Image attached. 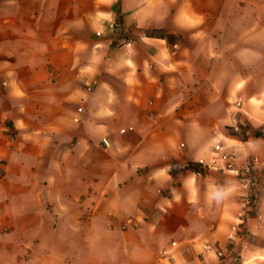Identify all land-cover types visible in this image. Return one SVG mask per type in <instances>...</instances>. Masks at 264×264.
I'll list each match as a JSON object with an SVG mask.
<instances>
[{"label": "crops", "instance_id": "obj_1", "mask_svg": "<svg viewBox=\"0 0 264 264\" xmlns=\"http://www.w3.org/2000/svg\"><path fill=\"white\" fill-rule=\"evenodd\" d=\"M240 19L226 45L224 0H0V264H264V15Z\"/></svg>", "mask_w": 264, "mask_h": 264}, {"label": "rangeland", "instance_id": "obj_2", "mask_svg": "<svg viewBox=\"0 0 264 264\" xmlns=\"http://www.w3.org/2000/svg\"><path fill=\"white\" fill-rule=\"evenodd\" d=\"M264 0H224V15H225V44L232 45L235 41L234 37L239 32L244 29V23L240 18L243 16L249 15H264V9L262 6ZM150 33V32H148ZM152 33V32H151ZM156 35H163L162 32H153ZM238 127V131H235L234 128L230 130V133L238 136L240 139H246V131L247 127L236 126ZM99 233V232H98ZM90 252H93L94 258H104V246H100V244L94 245V247L90 248ZM84 253V249L82 248V254Z\"/></svg>", "mask_w": 264, "mask_h": 264}, {"label": "built area", "instance_id": "obj_3", "mask_svg": "<svg viewBox=\"0 0 264 264\" xmlns=\"http://www.w3.org/2000/svg\"><path fill=\"white\" fill-rule=\"evenodd\" d=\"M109 28L112 30V31H116L118 29V26L116 23H111L109 25ZM235 131H238V127H235L234 128ZM254 161L255 160H252V161H248L243 169H234V173L236 176L238 177H244L243 178V181H242V186L249 192L250 189H251V173H252V168H253V165H254ZM228 166L230 167V164H228ZM240 224L238 225H234L228 236H227V239L228 241L231 243L230 244V248L235 245L234 243L237 242V240H239L240 236H241V233L242 231L240 230ZM175 243H172V246H174ZM203 250L208 252V251H213L214 254H215V257H216V262L215 263H212V264H227V261H228V252L226 250H220V249H216L214 248L213 246L209 245V244H203L202 246ZM163 258V262L164 264H174L172 262V259H171V256L169 253H164L162 255ZM203 264H210V263H203Z\"/></svg>", "mask_w": 264, "mask_h": 264}]
</instances>
